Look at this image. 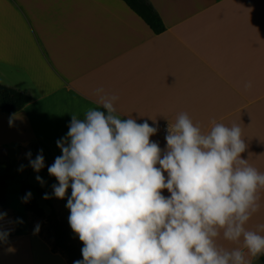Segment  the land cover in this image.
<instances>
[{"label": "crops", "instance_id": "1", "mask_svg": "<svg viewBox=\"0 0 264 264\" xmlns=\"http://www.w3.org/2000/svg\"><path fill=\"white\" fill-rule=\"evenodd\" d=\"M149 1L166 26L162 34L121 0H0V84L32 97L19 113H0L2 151L18 146L30 166L27 153L35 159L43 150L48 169L62 155L57 141L66 138L72 115L83 119L98 108L96 90L103 88L118 97L122 119L147 121L158 132L180 113L204 132L214 122L239 125L248 145L242 157L264 173V0ZM158 132L150 140L166 149ZM257 194L258 211L245 228L264 236V188ZM70 196L51 197L68 224ZM0 213L15 226L0 241V262L63 256L35 232L42 218L2 206ZM216 243L225 251L243 249V237L229 241L223 230ZM260 255L251 264H263Z\"/></svg>", "mask_w": 264, "mask_h": 264}, {"label": "clouds", "instance_id": "2", "mask_svg": "<svg viewBox=\"0 0 264 264\" xmlns=\"http://www.w3.org/2000/svg\"><path fill=\"white\" fill-rule=\"evenodd\" d=\"M96 92L99 107L83 119L72 115L66 138L57 141L62 155L48 166L58 181L55 197L72 190L68 222L84 245L83 259L74 264H251L264 253V236L245 228L258 211L264 173L242 157L248 145L239 125L214 122L204 132L180 113L168 120L161 149L150 140L158 128L122 119L114 107L118 97ZM27 156L39 173L43 150L35 159ZM31 197L28 192L22 201ZM221 230L229 241L243 237V249L219 248ZM8 235L0 230V241Z\"/></svg>", "mask_w": 264, "mask_h": 264}, {"label": "trees", "instance_id": "3", "mask_svg": "<svg viewBox=\"0 0 264 264\" xmlns=\"http://www.w3.org/2000/svg\"><path fill=\"white\" fill-rule=\"evenodd\" d=\"M123 1L137 16H139L156 34H162L166 30V26L149 0H121ZM32 97L18 89L0 84V113L6 115H14L22 111L30 102ZM15 166L10 167L6 171H0V206H6L8 203V182L13 179L11 173ZM71 188L68 193L71 194ZM22 197L28 192H31V199L23 206L27 212L34 214L38 218L45 217V211L40 208L36 200V193L41 195L44 199L45 194L48 199H44L47 206L51 208V216L53 217V251L60 252L70 263L77 260H82L83 256L81 249L84 247L82 242L77 240L76 235L71 231L67 222L61 220L51 202V197L54 192H45L33 184L24 182L22 184ZM260 259L264 264V255H260Z\"/></svg>", "mask_w": 264, "mask_h": 264}, {"label": "rangeland", "instance_id": "4", "mask_svg": "<svg viewBox=\"0 0 264 264\" xmlns=\"http://www.w3.org/2000/svg\"><path fill=\"white\" fill-rule=\"evenodd\" d=\"M6 150L5 152L0 149V171H6L13 165H17L19 168L15 167V169L11 171L13 175V179L9 180L8 182V204L2 207H7L8 209H11V211L14 212L15 214H24L26 215V217H28V213L25 211L22 201L23 198L21 192L22 184L24 182H28L45 192H51L53 191V185L58 184V181L54 176H51L49 174L48 169L45 166L39 173L35 172L31 166H28L26 164V160L21 158V150L18 149V146L15 145H13V147L9 146L8 149ZM21 165L24 166L23 170H20ZM37 175H39L42 178V180L44 181L43 184L37 181L36 179ZM36 200L40 208H42L45 211V217L41 219L39 232L46 239H52V233H53L52 229H53L54 220L53 217L51 216V208L47 206L43 197L38 193H36ZM30 215H34V214H30ZM34 218L36 219V216ZM9 260L10 263L12 264L11 259ZM17 261L18 259L16 260L15 264H19ZM0 263L7 264L2 262ZM69 263L70 262L67 261V258L64 255L52 257L49 254H47L46 259H42V260L38 259L35 256V264H69Z\"/></svg>", "mask_w": 264, "mask_h": 264}, {"label": "built area", "instance_id": "5", "mask_svg": "<svg viewBox=\"0 0 264 264\" xmlns=\"http://www.w3.org/2000/svg\"><path fill=\"white\" fill-rule=\"evenodd\" d=\"M167 127H168V123L163 125V127L158 132L159 136L163 139H165V136L167 135ZM13 225L14 222L12 221L11 218H4L3 220H0V230L6 231L9 234L15 232L13 229L15 226Z\"/></svg>", "mask_w": 264, "mask_h": 264}, {"label": "bare ground", "instance_id": "6", "mask_svg": "<svg viewBox=\"0 0 264 264\" xmlns=\"http://www.w3.org/2000/svg\"><path fill=\"white\" fill-rule=\"evenodd\" d=\"M13 229H14V231H15V227H14Z\"/></svg>", "mask_w": 264, "mask_h": 264}]
</instances>
